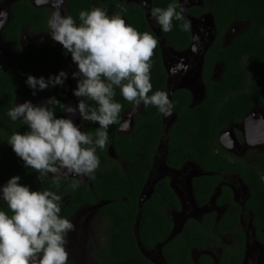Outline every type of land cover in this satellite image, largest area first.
<instances>
[{
	"label": "trees",
	"instance_id": "trees-1",
	"mask_svg": "<svg viewBox=\"0 0 264 264\" xmlns=\"http://www.w3.org/2000/svg\"><path fill=\"white\" fill-rule=\"evenodd\" d=\"M170 2L151 0V7L166 8ZM118 6L127 9V12L121 13L127 24L157 38L158 47L151 68L152 92L162 90L169 95L161 38L175 51H184L192 44V27L185 32L180 28L181 22L173 21L171 32L165 33L159 26L160 37L150 25L145 9L136 2L68 0L69 13L78 22L81 10L99 7L107 9L108 14H114L119 11ZM12 12L14 18L4 30V43L16 57L9 67L0 70V147L4 156L8 153L4 159V171L9 176L8 180L20 176L19 183L32 191L51 189L60 194L62 200L65 194H69L68 204L61 202L62 217L67 218L81 203L105 202L101 212L107 220L104 232L106 244L99 253L97 264H155L142 251L140 243L145 251L153 250L171 235L174 223L167 209L172 207L179 210L181 202L170 185L169 177L158 179L152 194L141 207L139 205L140 194L155 158L160 156L158 148L162 139L165 141V164L168 167L180 169L191 162L205 172L192 180L194 198L200 206L209 202L224 173L239 174L250 193L244 209L253 213L256 238L264 246V148L256 155L258 162L251 165L242 159L230 161L218 141L220 131L227 128L231 121L240 122L253 107L264 105V0H202L200 4L185 7L187 15L194 18L210 16V22L213 21L210 27L212 40L202 56L200 77L205 87L204 98L190 107L188 91L174 93L171 101L176 118L165 130L164 116L154 106L144 107L146 114L135 117L130 133L118 134V124L110 126L108 144L114 143L118 156L127 168H122L120 163L111 159L105 149L97 148L100 166L91 178L92 184L82 182L71 191L68 189L71 180L68 179L61 181L59 189L52 186L50 176L41 183L37 179L38 173L26 168L24 161L7 142L13 132L24 133L28 130L20 120L12 121L7 115L16 95H32L33 89L26 83L28 75L37 78L58 75L65 57L71 56L63 46H44L31 49L29 53L21 49L17 43V31L26 23L34 28L36 10L30 1L19 0L12 5ZM236 23H244L245 28L225 45V36ZM219 67L221 72L218 79L213 78ZM69 85L72 86L70 81ZM115 91V100L123 105V110L131 105L121 96L119 88ZM94 126L89 129L95 131L99 125ZM216 203L228 205L222 218L217 223L214 214L205 215L201 221L188 219L180 233L162 248L166 264H212L207 255L195 262L191 252L195 247L219 244L217 235L226 231L233 232L234 239L243 244L244 237L238 226L243 207L233 200L231 189L222 186ZM0 210L11 215L3 201H0ZM242 256L243 247L230 253L228 245H224L219 264H240Z\"/></svg>",
	"mask_w": 264,
	"mask_h": 264
},
{
	"label": "clouds",
	"instance_id": "clouds-1",
	"mask_svg": "<svg viewBox=\"0 0 264 264\" xmlns=\"http://www.w3.org/2000/svg\"><path fill=\"white\" fill-rule=\"evenodd\" d=\"M186 2L171 0L166 8L151 9V16L163 32L172 31L173 21L181 22L182 31L191 30V21L184 15ZM63 3L53 0L55 11L47 21L48 32L66 53H71L78 67L72 75L79 77L74 95L82 99L76 107L64 105L55 97L39 106L25 101L14 104L7 113L12 121L20 120L28 128L8 137L12 150L26 168L38 173L41 183L51 173L56 189L69 176L94 177L100 166L96 149H106L108 129L121 123L123 105L115 100L116 88L133 111L141 105L154 106L159 113L170 116L174 108L165 91L152 92V58L158 40L127 24L121 15L126 8L118 6L119 11L112 15L99 7L81 10L77 23L71 15H61ZM6 15L0 12V17L6 19ZM193 40L192 51L196 52L199 37L194 35ZM176 70L173 68V73ZM66 78L67 73L60 71L47 81L43 76L28 75L26 83L35 95L37 89L63 85ZM57 107L71 116L78 111L82 121L99 126L94 133L83 131L71 118H58ZM20 179L13 176L0 186V201L11 212L9 215L0 210V264H69L67 236L75 230V224L60 215L62 196L51 189L32 191L20 184ZM80 183V179H74L70 188L75 190Z\"/></svg>",
	"mask_w": 264,
	"mask_h": 264
},
{
	"label": "flooded vegetation",
	"instance_id": "flooded-vegetation-1",
	"mask_svg": "<svg viewBox=\"0 0 264 264\" xmlns=\"http://www.w3.org/2000/svg\"><path fill=\"white\" fill-rule=\"evenodd\" d=\"M19 0H0V2H4L0 4V12L6 13V19L3 17H0V23H3L1 29H0V70L9 67L14 61H15V53H13L4 43V30L8 23L13 20L14 14L12 12V5L14 2H17ZM24 1H30L32 3V6L35 8V25L34 28L30 24H22L18 31L19 32V39L17 43L21 46V49L24 51H27L28 53L31 51V49H40L44 46H62L60 43L54 41L51 38L50 33L48 32V25L47 21L49 17L51 16L52 12L55 11L53 0H46V2H38V0H24ZM129 2H136L143 8L142 0H122ZM144 9V8H143ZM60 11L63 12V15H70L69 9H68V0H64L63 6L60 8ZM112 15V13H109ZM77 23H79L77 21ZM150 23V22H149ZM151 25V24H150ZM232 28V27H231ZM230 28V30H231ZM245 28V26H244ZM230 30L228 33H230ZM226 34L224 44H229L233 40V36H229V34ZM212 38L209 39L208 44L211 42ZM207 44V46H208ZM193 44L186 50L178 52L172 49L171 47H168L171 53L169 54L170 59H172L173 62H177L178 58L180 56H185L186 54L196 55V58L199 60V62L195 61L189 63L187 66H183L182 63L177 64L176 67V78L175 82L177 83L174 85V83H171V76H170V70L168 69L166 65V56L163 46L162 54H163V65L165 69L167 70L168 78H167V88L169 90V99L171 100V96L180 91L185 90L189 92V106L193 107L200 103L205 95V87L201 81V62H202V56L204 53V50L206 47L200 51V52H193L192 51ZM196 67V70L199 71L196 76L195 74L189 69H192L193 67ZM60 71H64L67 73V78L65 79L64 85H56L52 86L49 85L47 89L44 90H36V94L28 96L24 93H19L16 95L15 99L13 100V105L18 103H23L25 101H31L34 105H44L45 102L55 97L57 100H59L64 105H71L73 107H76L78 105V102L82 98H78L74 95V89L77 87V80L79 77H73L72 73L78 71L77 65L72 61L71 56L65 57V61L61 63L58 73ZM185 72H188L187 76L191 77L192 80H182L183 74ZM221 72V71H220ZM220 72H218V69L215 71L213 78L215 77L218 79ZM43 72L39 73L38 75H42ZM194 74V75H192ZM45 80L47 81L50 77V75H43ZM72 83V86L69 85V81ZM92 103V102H90ZM94 106V105H93ZM259 107H264V105H257L253 107L251 110H249L243 117L242 121L235 122L231 121L229 126L223 130L220 131L218 135V141L221 147L225 149L226 157L230 161H235L236 159H242L246 161L247 163L251 165H255V163L258 162V159L256 157L257 153L262 151L264 148V144H258L255 140L248 143L246 141V130L244 125L245 117L251 113V111L255 110L256 117H263L264 114L259 113L258 109ZM55 114L58 118L64 117V118H71L73 122L81 128V130L86 132H92L94 131L90 128V126H95L98 123L92 122L90 125H88L90 122L88 121H82L79 112L77 111L76 115L71 116L66 111L60 110L58 107L55 109ZM141 114H146L144 110V106L141 105L138 110L133 111V106L129 105L126 107L122 113H121V123L117 126V133L118 134H126L130 133L134 127L135 123V117L139 116ZM164 116V115H163ZM176 118V113L173 111L170 116H164V130L167 129L168 126L172 124V122ZM1 122V121H0ZM22 122V121H21ZM235 126H239V128H236ZM2 127V125H0ZM28 131V130H27ZM224 133H228L226 136H224ZM222 135L224 138H222ZM1 143V141H0ZM163 145L164 147H162ZM226 145V146H224ZM165 141L162 139L158 152L162 154L163 159H159V156H156L153 168L151 169L149 173L148 180L144 186L143 191H148L149 189V179L152 177V173L154 168H156V164L158 162H162L163 166L170 170L171 175H167L166 173L161 174L162 177H169L170 178V185L172 183L173 174L177 173L182 175L181 178L183 180L185 179L188 195L191 200V207H188L186 209L184 199L185 197L181 194L180 190H177V188H173L176 195L180 199L181 202V209L177 210L175 208H168V214L171 216V219L174 223L173 230L175 231V235H178L180 231L182 230L185 222L188 219H195L198 221H201L202 218L205 215H212L214 214L216 223L222 218L224 213L226 212L228 205L222 204L219 205L216 203V200L218 196L221 193V187L227 186L232 191L233 200L237 202L239 205H241L242 211L239 215V230L241 231L244 242L243 244L239 241H236L233 237V232L226 231L225 233L218 234L217 236L220 238V243L217 245H206L203 247H195L191 252V258L195 262H198V260L203 256L207 255L212 260V264H219L220 259L223 254V246L228 245V252H234L238 251L243 247V256L240 264H264V246L257 240L256 238V228L253 225V213L249 210L244 209V204L246 200L249 197V188L246 186V184L243 182L241 177L238 173L234 172H226L224 173L221 178V182L217 185L216 189L214 190V193L209 199V202H207L204 205H198L196 199L193 195L192 190V184L190 188V180H193V178L201 176L204 171H202L196 164L194 163H187L186 165L182 166L180 169H175L172 167H168L165 164ZM248 148L251 151V155H246V151ZM107 155L113 159L116 160L122 168H127V165L125 162H123L120 157L117 154V151L115 149L114 143H109L105 149ZM241 153V154H240ZM239 154V155H238ZM244 155V156H243ZM8 156V153L6 152V155H3L2 148L0 147V186L6 184L9 176L4 171V162L5 157ZM3 157V158H2ZM194 164L196 168H193L191 165ZM192 170L191 172L187 173L186 170ZM193 171H196L197 173H193ZM51 173L49 176L51 177ZM158 178L155 177L153 179ZM161 177H159L160 179ZM68 180H74V179H80L81 183H88L89 185L92 184L91 178L85 176L83 178L80 177H72L69 176L67 178ZM237 179V181L235 180ZM66 180V179H64ZM239 181V184H238ZM173 184V183H172ZM174 186V185H173ZM68 189L71 191L72 189L70 186H68ZM142 191V192H143ZM141 192V193H142ZM141 195V194H140ZM70 201V195L65 194L62 200L63 205L68 204ZM105 205V202L97 201L95 203H81L79 204L76 209L71 213L67 218L70 219L75 224V230L68 233L67 240L68 243L66 245L67 250L69 252V264H97V259L100 256L101 250L105 247V244L103 245V238L102 234L105 230L106 225L105 223V216L102 214L101 210L102 207ZM170 209L175 211L173 214L170 213ZM187 210H189L187 212ZM178 216V217H176ZM105 232V231H104ZM173 236V237H174ZM106 242V238H105ZM151 251H157V246ZM162 251V250H161ZM214 251H217L215 254ZM261 255V259L260 256ZM161 256V254H160ZM162 260L160 264H166L165 260L163 259V256H161Z\"/></svg>",
	"mask_w": 264,
	"mask_h": 264
},
{
	"label": "rangeland",
	"instance_id": "rangeland-1",
	"mask_svg": "<svg viewBox=\"0 0 264 264\" xmlns=\"http://www.w3.org/2000/svg\"><path fill=\"white\" fill-rule=\"evenodd\" d=\"M145 1L147 2L148 0H142L143 5H144ZM201 1L202 0H187V2L184 3V8L185 7H188L190 5H193V4H200ZM180 2L183 3L184 0H180ZM2 3H4V2H0V4H2ZM184 15H185V17H186L187 20H190L191 21V27L193 29L194 35L199 37V43L197 45V51L195 53L200 52V51H202L207 46V44L209 42V39L211 37V33H210V27H211L210 26V16H204V17H200V18H194V17H191V16L187 15L185 12H184ZM151 22H152V20H151ZM152 25L155 27V24L152 23ZM244 26H245L244 23H236V24H234L232 26L231 30H230V33H228L229 36H233V35L241 32L244 29ZM163 49H164L165 55H168V56H166L165 59H166V65H167L168 69L170 70V76L172 78L171 83H174V85H176L177 83H175V82H178V81H175L176 72L173 73L172 69L173 68H176L177 67V64H179V63H182L183 66H187L189 63L192 64V62L195 61L196 55L195 54L190 55L188 53L185 56H180L178 58L177 62L175 63L169 57V54L171 53V51L169 50V48H167V45L166 44L163 45ZM196 62L197 63L199 62V60L197 58H196ZM189 71L193 72L194 74L197 72L195 66L192 69H189ZM220 71H221V67L218 68V72H220ZM187 73L188 72H185L183 74L184 76L182 77V80H187V79L188 80H192L191 77L185 75ZM194 74H192V75H194ZM196 75L197 74H195L194 76H196ZM257 109H258V112L259 113L264 114V107H259ZM235 127L236 128H239V126H235ZM249 149H251V148H248L247 149L246 155H249L250 156L251 155V151ZM159 159H163L162 158V154H160ZM191 166L193 168H196V166L194 164H192ZM155 167L156 168H154L153 173H152V178H155L157 176H161V174H164V173H166L167 175H171L170 170H167L163 166L162 162H158ZM191 171L192 170H190V169L189 170H186L187 173H189ZM193 173L196 174L197 172L196 171H193ZM182 175H184V174L183 173L181 175H179L177 173L173 174L172 175L173 176L172 183H173L174 187L177 188V190H180L181 194L185 197L184 202L186 204L185 207L187 209L188 207H191V200H190V197L188 195L187 189L185 188V186H186L185 179L183 180V178H181ZM235 180L237 181V179H235ZM238 184H239V181H238ZM189 210H187V212ZM174 212L175 211H173V210L170 209V213L171 214H173ZM176 217H178V216H176ZM106 223H107V220H105L104 225H106ZM104 231H103V234H102L103 235L102 236V238H103V245L105 244ZM144 253H145V255H147V256L155 259L158 263H161L162 258L160 256V253L158 252V250L157 251H154V252L153 251L149 252V251H145L144 250ZM214 253L216 254L217 251H214ZM259 257L261 259V255Z\"/></svg>",
	"mask_w": 264,
	"mask_h": 264
},
{
	"label": "water",
	"instance_id": "water-1",
	"mask_svg": "<svg viewBox=\"0 0 264 264\" xmlns=\"http://www.w3.org/2000/svg\"><path fill=\"white\" fill-rule=\"evenodd\" d=\"M141 4H143V2H140ZM143 8L146 11V17L148 19V21L150 22L151 26L153 27V29L156 31V34L158 36L161 37V31H160V27L157 24L156 20L151 16V0H148L147 2L145 1ZM61 15H63V12H61ZM152 20V22H151ZM155 24V27L152 25ZM213 21L210 22V26H213ZM3 23H0V29L2 27ZM238 34V33H237ZM235 34V36L237 35ZM234 36V37H235ZM233 37V38H234ZM194 43V40L192 41V44ZM161 47L166 44L165 40L163 38H161L160 41ZM191 44V45H192ZM203 65V58H202V62H201V67ZM199 71H197L195 74H198ZM255 110L251 111L250 114H248L245 117L244 120V125H245V130H246V141L248 143H250L251 141L255 140L256 143L258 144H264V116L263 117H256L255 115ZM228 133H224L223 135L226 136ZM222 135V138H224V136ZM228 136V135H227ZM162 147H164L163 145H161ZM226 146V145H224ZM227 147V146H226ZM159 177L162 176H158V178L153 179L152 177L149 179V189H147L148 191L145 192V190L141 193L140 195V207L142 206L143 202L152 194L153 192V187L154 184L156 183V181L159 179ZM191 184H192V180H190V188H191ZM171 186L174 188L173 184L171 183ZM194 195V194H193ZM175 235V231H172L171 235L162 243L157 245V250L158 252L161 254L162 256V248L163 246L170 240L173 238V236ZM140 248L142 249V251L144 252V248L142 247L141 243H140ZM147 256V255H146ZM149 257V256H147ZM153 262H155V264H160L158 263L155 259L149 257Z\"/></svg>",
	"mask_w": 264,
	"mask_h": 264
}]
</instances>
